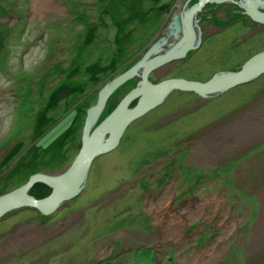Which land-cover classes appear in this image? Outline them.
<instances>
[{
    "label": "rangeland",
    "instance_id": "374dc122",
    "mask_svg": "<svg viewBox=\"0 0 264 264\" xmlns=\"http://www.w3.org/2000/svg\"><path fill=\"white\" fill-rule=\"evenodd\" d=\"M198 1L0 0V195L65 172L100 88ZM205 5L199 50L149 80L206 81L264 50V24L241 3ZM139 80L114 90L95 126ZM91 167L52 213L23 206L0 217V264H264V73L207 97L172 91ZM51 191L40 182L29 193Z\"/></svg>",
    "mask_w": 264,
    "mask_h": 264
},
{
    "label": "water",
    "instance_id": "95a60500",
    "mask_svg": "<svg viewBox=\"0 0 264 264\" xmlns=\"http://www.w3.org/2000/svg\"><path fill=\"white\" fill-rule=\"evenodd\" d=\"M224 1L241 3L246 13L254 21L264 23V0H241L240 2L237 0H199L185 11L175 14L171 20L175 31L167 29L164 36L156 44H152L140 60L100 88L97 102L86 111L81 149L68 169L56 175L32 174L21 186L1 194L0 217L23 206L33 207L42 214H50L63 201L78 195L84 188L93 159L114 149L119 144L127 126L162 104L172 91H192L202 97H207L223 93L239 84L251 82L263 74L264 50L249 57L237 70L217 72L206 81L185 78H169L159 82L149 80V73L156 67L164 65L172 59L184 57L189 49L196 46L194 28L198 26V20L195 17L203 5L207 2L220 3ZM179 21L184 26L181 36L176 32L179 29ZM170 27L172 28V26ZM171 37L176 40L173 42V46L159 53L158 45L160 43L158 42L161 41V44H165ZM155 54L157 55L155 56ZM135 76L140 77L136 87L128 92L116 107L95 126L110 95L117 87ZM134 100H136V104L130 107ZM94 126L95 128H93ZM40 182L46 184L52 191L46 197L36 198L29 193V190Z\"/></svg>",
    "mask_w": 264,
    "mask_h": 264
},
{
    "label": "bare ground",
    "instance_id": "6f19581e",
    "mask_svg": "<svg viewBox=\"0 0 264 264\" xmlns=\"http://www.w3.org/2000/svg\"><path fill=\"white\" fill-rule=\"evenodd\" d=\"M188 2V1H187ZM213 3H215V2H213ZM228 3H234V2H228ZM187 4V3H186ZM196 3H193V4H191L190 5V7L191 6H193V5H195ZM206 4V3H205ZM203 5V8L206 6V5ZM189 6L188 5H184L183 6V10L182 11H185L187 8H188ZM197 20H198V18H197V16L195 17ZM251 18V17H250ZM252 19V18H251ZM253 20V19H252ZM180 25H179V29L178 30H176V32H177V34L179 35V36H181V34L183 33V31H184V26L182 25V22L180 23V21L178 22ZM197 23H199V20L197 21ZM258 23H261V22H258ZM261 24H264V23H261ZM170 26H172V28L170 27ZM166 28L169 30V28L170 29H174V31H175V28H174V25H173V23H169L167 26H166ZM167 32V30L164 32V33H166ZM264 34V33H263ZM171 36H173V35H171ZM174 37V36H173ZM162 37L160 36L158 39H157V41L158 40H160ZM157 41L156 42H153L152 44H156L157 43ZM176 40H174V42H175ZM158 43H160L159 45H158V51H159V53L161 52V51H164V49H166V48H168L169 47V49L173 46L172 44H174V43H172V44H168V43H163V44H161V41H159ZM199 46H194L193 48H191L190 50L191 51H198L199 49ZM148 50V49H147ZM163 53V52H162ZM186 53H188V52H186ZM157 54H155V56H156ZM186 56V55H185ZM184 56V57H185ZM184 57H181V58H177V59H172V60H170V61H168L167 63H172V62H180V59H182V58H184ZM251 57V56H250ZM247 59H249V57L248 58H246L245 60H244V62L247 60ZM185 60V59H184ZM243 62V63H244ZM241 65V64H240ZM182 66V65H181ZM183 68H185V65H183L182 66ZM227 69H223V68H221V69H217V70H215L214 72H213V74H215V73H217V72H220V71H226ZM229 70V69H228ZM227 70V71H228ZM261 75H263V74H261ZM212 77V76H211ZM210 77V78H211ZM258 77H260V76H258ZM257 77V78H258ZM149 78V77H148ZM256 78V79H257ZM81 79H82V81L81 82H83V81H86V79L87 78H85V77H81ZM185 79H187V78H185ZM188 80H198V79H188ZM208 80V79H207ZM151 81V80H150ZM198 81H203V80H198ZM242 84H245V83H242ZM242 84H239V85H237V86H240V85H242ZM237 86H235V87H237ZM196 94V93H195ZM196 95H198V94H196ZM97 97H98V92H97ZM168 97H169V95L165 98V100H167L168 99ZM67 99V98H66ZM164 100V101H165ZM70 105V104H69ZM93 106V105H92ZM184 114H186V113H184ZM183 114V115H184ZM181 116V115H180ZM208 125V124H207ZM205 127H206V125H204ZM204 126H199L198 127V129L199 128H202V127H204ZM197 129V128H196ZM92 167H91V165H90V168H89V171H90V169H91ZM46 174H50V175H52L53 174V172L52 173H46ZM88 175H89V172H88ZM87 179H88V176H87ZM87 179H86V182H87ZM86 182H85V185H86ZM46 185V184H45ZM85 185H84V188H85ZM47 186V185H46ZM50 188V187H49ZM83 188V189H84ZM15 189V188H14ZM14 189H10V190H8V191H5L4 193H6V192H9V191H12V190H14ZM82 189V190H83ZM31 190V189H30ZM30 190H29V192H30ZM31 195H33L32 194V192L30 193ZM33 196H35V195H33ZM36 197V196H35ZM37 198V197H36ZM16 209H18V208H16Z\"/></svg>",
    "mask_w": 264,
    "mask_h": 264
},
{
    "label": "flooded vegetation",
    "instance_id": "af4514ba",
    "mask_svg": "<svg viewBox=\"0 0 264 264\" xmlns=\"http://www.w3.org/2000/svg\"><path fill=\"white\" fill-rule=\"evenodd\" d=\"M187 4H188V3H187ZM187 4H186V3H183V5L181 6V8L184 9L183 6H184V5H187ZM199 22H200V21H199ZM199 27H200V28H203V26H202L201 24H200ZM202 32H204V28L202 29ZM162 33H163V32L157 34V35L155 36L153 42L157 41V39H158L160 36L163 37L165 33H164L163 35H162ZM173 42H174V38H173V37H171V38L167 41L168 44H172ZM189 52H190V51H189ZM189 52L186 54V56H185L184 58L180 59V62H178V63H177L176 61H175V62H172V63H175L174 66H176V67H177V66H181V65L184 63V61H185L184 59L188 57ZM172 63H170V64H172ZM166 64H167V63H166ZM168 64H169V63H168ZM170 64H169V65H170ZM179 69H180V68H179ZM155 70H156V69H155ZM155 70H154L152 73H154ZM182 78L195 79V78H193V77H189V76L184 75V74H183Z\"/></svg>",
    "mask_w": 264,
    "mask_h": 264
},
{
    "label": "trees",
    "instance_id": "16d2710c",
    "mask_svg": "<svg viewBox=\"0 0 264 264\" xmlns=\"http://www.w3.org/2000/svg\"><path fill=\"white\" fill-rule=\"evenodd\" d=\"M248 58V57H247ZM246 59V58H245ZM244 59V60H245ZM244 60L241 62V64L244 62ZM41 184H39V186H40ZM42 186H43V184H42ZM37 188H39L38 186H36L33 190H36ZM42 190H44V188L43 187H41V190H40V192H39V194H38V196H41V195H43L42 193H43V191ZM249 190V189H248ZM33 193V192H32Z\"/></svg>",
    "mask_w": 264,
    "mask_h": 264
}]
</instances>
